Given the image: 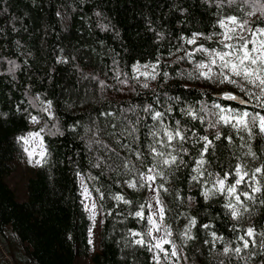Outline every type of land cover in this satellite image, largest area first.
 Here are the masks:
<instances>
[{
    "label": "trees",
    "instance_id": "1",
    "mask_svg": "<svg viewBox=\"0 0 264 264\" xmlns=\"http://www.w3.org/2000/svg\"><path fill=\"white\" fill-rule=\"evenodd\" d=\"M262 5L264 0H0V245L8 264H77L79 258L92 264H156L147 220L153 191L139 184L132 189L128 182L150 166V131L159 129L163 136L161 122L174 129L176 121L187 153H180L182 164L165 171L166 181L156 183L169 189L160 195L178 256L165 245L169 255L161 254L160 263L264 264L259 235L264 191L253 193V200L241 197L248 211L241 208L239 220L224 207L226 195H202L237 157L252 169L264 164V134L258 128L251 136L243 130L237 134L222 124L210 128L219 111L215 105L262 115L264 110L255 102L244 106L226 99V93L239 90L199 77L196 64L207 57L186 55L196 47L187 43L193 33L203 34L198 44L216 46L223 31L217 21L227 15H243L251 26L264 27ZM249 11L257 14L249 17ZM156 111L163 113L160 120L152 118ZM217 132L233 141L223 135L214 140L204 177L192 180L203 147L199 137L212 139ZM30 136H38L39 147ZM249 150L256 158L244 155ZM135 152L142 154L140 160ZM31 156L36 165L27 198L19 200L7 177L17 158ZM258 178L264 188V177ZM84 186L97 209L88 207ZM241 191L250 188L242 185ZM118 195L131 203L116 200ZM141 210L144 218L136 217ZM193 217L195 239L185 242L181 234ZM248 227L256 230L255 243L249 238L250 247L239 255L224 254L225 246L242 247L238 236ZM213 232L223 239H214ZM141 238L151 243L137 244Z\"/></svg>",
    "mask_w": 264,
    "mask_h": 264
},
{
    "label": "snow or ice",
    "instance_id": "2",
    "mask_svg": "<svg viewBox=\"0 0 264 264\" xmlns=\"http://www.w3.org/2000/svg\"><path fill=\"white\" fill-rule=\"evenodd\" d=\"M222 2L223 0H221V3ZM227 2L228 4H234L236 0H227ZM243 2L248 3V0H243ZM262 8H264V5H262ZM256 14V11H249L246 13L249 17L255 16ZM217 23L223 31L217 34L219 39L215 41L216 46L206 47L203 43L198 44V40L203 34L193 33L192 37L187 40V43L196 45V47L192 52L186 55L190 59H195V53H203L205 57H207L206 61L201 60L196 64L199 77H203L214 83L231 85L239 90L240 94H234L232 92L226 93V99L238 101L240 105L244 106L255 102L257 108L264 110V27L251 26L249 20L239 14L227 15L219 19ZM203 38L205 40L213 39L212 36ZM183 58L184 57H181V59ZM153 68H155V65H153ZM136 71H139V67L136 68ZM142 75L148 76L150 74L145 72L142 73ZM151 78L154 79L155 77L152 76ZM147 86V84L144 85V87ZM50 106L51 102H49V107ZM215 107L219 111L215 113L217 116L215 122L209 123L208 126L210 128H216L218 125L222 124L237 130V134L240 130H243L251 136L254 128H258L259 133L264 134V115L259 111L253 113L247 110L246 107L244 109H235L232 107L225 108L220 105H215ZM147 110L148 109H146V111ZM188 115L192 116L194 119L198 118L197 113L192 111H189ZM162 116V112L156 111L152 118L154 120H160ZM175 124L176 127L174 129H169L161 122L163 136H161L159 129L150 131L149 135L153 138V142L146 146L148 149L150 166H147L144 171L138 172V179H132L128 182V187L132 189H137L138 184L140 188L147 185V187L155 193L153 199L159 207L157 211L147 217L148 222L152 225V228L148 231V235L151 236L152 240L155 242H146L143 238L135 242L145 246H147V243H151L149 251L154 249L157 250L153 257L156 264H160L161 254H163L165 258L169 255V250L165 248V245L171 246L172 257L178 256L176 244L169 239L172 235L171 229L163 223L165 219V207L160 193L161 191L168 193L169 189L164 187V183H156L158 178L166 181L167 177L165 176V171L171 169L173 165H177L178 161L182 164L183 158L180 153H187V149L182 147V142L186 140V136L179 127L180 122L176 121ZM132 131L134 132L135 128H133ZM35 135H38V133ZM222 135L223 139L229 143L233 141L231 135L221 134L219 132H217L212 139L207 135L199 137V140L203 142V147L200 152V158L196 161L195 168L192 169V171L197 173V175L191 177L192 180L199 181L200 178L204 177L206 172L205 165L210 163L209 160L205 159V156L210 152V149L214 147L213 141L221 140ZM21 139L23 140L24 137H21ZM241 139H243V137H241ZM174 141L181 142V146L179 148L174 147ZM166 148L172 150L165 151L164 149ZM134 154L138 160L141 159L142 154L140 152H135ZM244 155L256 158V154L250 150L244 153ZM236 159L237 163L232 166L230 170L223 171V175L220 173L215 174V179L211 182V187L206 188L202 195L205 199H208L210 195H226L229 198V203L225 204L224 207L229 210L233 219L239 220L242 217L240 209L243 208L245 212L248 211L241 197L243 196L247 200H253V193H261L264 191V188L260 186V179L258 178V176L264 177V164L252 169L249 168L248 164L241 158L237 157ZM141 163H143L142 160ZM96 166L99 167V165ZM207 175L212 177L213 173L208 172ZM249 181H252L256 186H253V183H249ZM205 183L207 184L208 181H205ZM242 185H246L250 188V191H241ZM97 191H99V189H97ZM85 194H88L87 188H85ZM115 199L123 201L125 204L131 203V201L126 200L122 195L116 196ZM233 200L235 203L232 202ZM260 203L264 204V200H261ZM148 206L151 208L152 205L149 204ZM140 207L143 209L144 206L141 205ZM135 216L144 218V212L142 210L137 211L135 212ZM157 217H159V219H157ZM196 223V219L194 217L191 218L188 228L181 234L185 242L195 239L190 233L191 229L196 226ZM202 227L208 228L209 225L204 224ZM162 228L164 231L163 236L159 238L153 236V231L160 232ZM132 235L136 236L140 234L132 233ZM211 235L214 239H223L222 237H217L215 232L211 233ZM256 235L255 228L248 227L245 229L244 235L238 236V240L242 242V247L237 246L235 248H230L225 246L223 248L224 254L234 252L236 255H239L243 249H248L250 247L249 238H251L253 244L255 243ZM259 235L264 238V232L259 233ZM262 247H264V240H262Z\"/></svg>",
    "mask_w": 264,
    "mask_h": 264
},
{
    "label": "rangeland",
    "instance_id": "3",
    "mask_svg": "<svg viewBox=\"0 0 264 264\" xmlns=\"http://www.w3.org/2000/svg\"><path fill=\"white\" fill-rule=\"evenodd\" d=\"M31 140L33 141V143L35 145H38L39 147V138L38 136H30ZM32 156L28 159V161H23L20 158H17L15 160L14 163V170L13 172L10 173V175H8L7 177V183L9 184V186L14 189L17 198L19 200H25L27 198V181L29 179V177L32 174V171L35 168V163L32 160L31 161ZM85 187V186H84ZM86 188V187H85ZM85 188H84V197L86 198V202L88 207L93 208V209H97L96 203L93 199V196L91 194L90 191H88V194H85ZM151 212H155L157 211L159 205L156 204L155 200L153 199L155 193H151ZM157 219H159V217H157ZM164 225H166V222H163ZM101 224V219L99 220L97 229L95 230V235H94V244L96 246V249L99 248V239H100V227ZM164 235V231L163 228L161 229L160 232H155L153 231V236H156L157 238H159L160 236ZM170 239V237H169ZM2 250H5L4 246L0 245V264H8V257L7 254H3ZM178 253V252H177ZM77 264H92L90 260L88 259H83V258H79ZM160 264H169V262H163ZM170 264H181L180 262H176L174 260L170 261Z\"/></svg>",
    "mask_w": 264,
    "mask_h": 264
}]
</instances>
